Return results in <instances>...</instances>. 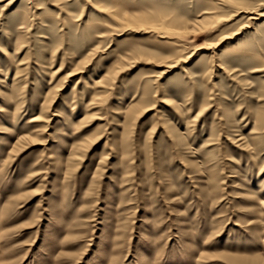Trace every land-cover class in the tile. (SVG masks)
<instances>
[{
    "label": "rangeland",
    "instance_id": "374dc122",
    "mask_svg": "<svg viewBox=\"0 0 264 264\" xmlns=\"http://www.w3.org/2000/svg\"><path fill=\"white\" fill-rule=\"evenodd\" d=\"M214 2L0 0V264H264V0Z\"/></svg>",
    "mask_w": 264,
    "mask_h": 264
},
{
    "label": "bare ground",
    "instance_id": "6f19581e",
    "mask_svg": "<svg viewBox=\"0 0 264 264\" xmlns=\"http://www.w3.org/2000/svg\"><path fill=\"white\" fill-rule=\"evenodd\" d=\"M215 0H202L203 2V6L199 9L200 13L198 15H195L193 18L189 19V20H186V19H183L182 17H180L178 14H173L171 16H168L169 18H167L166 20V25L163 26V31H166V32H170L171 34H186L187 32H196L197 30L201 29V28H204V26L208 23H212V22H215V18L217 17L216 14L215 15V11L217 9V5L218 3H215L214 2ZM216 5V6H215ZM241 12V11H240ZM244 12V11H243ZM249 12V11H248ZM142 15H145V16H148L150 17L151 19H156V18H164L166 16L165 13H163V15H160L159 14H150L149 12H143V13H138L137 15H134L132 13L129 14V18L131 19H135L136 17L140 18V16ZM248 15H251L248 20H250L251 22V19H255L252 15H255L254 12H249ZM257 15V14H256ZM113 16H116L115 14H113ZM166 16V17H167ZM121 19H119L122 23L124 21V18L123 16H120ZM137 19V18H136ZM141 19V18H140ZM119 21V22H120ZM126 21V20H125ZM151 21V20H150ZM253 21V20H252ZM151 23V22H150ZM148 24L149 26L145 27L146 29H155V27L152 25V24ZM157 27H161V26H157ZM233 36L236 35V34H232ZM91 55L88 56V58H90ZM182 58H186L184 56H181ZM168 58H176V61L177 59L179 58V56H177L176 54L175 55H169L165 58H163L162 60L164 61H161L162 63H165V61H167ZM129 58L128 57H123L122 58V61L123 64L121 65L120 69H122L124 67V63L128 60ZM116 73V72H115ZM76 73L72 72V74H69L68 76H74ZM108 74H105L102 78H100L101 80L97 81V85H100L102 83V81H106V79L108 78ZM50 98L51 99H47L45 100V102L43 103V106H42V111H40V114L39 116H37L36 120H40L43 119L44 117H46V115L44 113H46L51 104L53 103L54 99H55V96H54V92H50ZM101 100V96H98L97 94H95V97L93 98V101H95V103H98L99 101ZM138 104H132L129 108V113L128 115H132L134 113H136L139 109H138ZM43 117V118H42ZM137 117V116H136ZM39 131H42V130H36V137L35 138H32V136L28 135V134H23L21 136L18 137V139L14 142L13 144V149L11 151V153H19L21 151H23L26 147L27 144L29 143H34L36 141H38V136L40 134ZM91 140V141H90ZM94 141L93 138L91 137H87V138H82L80 139L79 141H77L73 147H72V153H71V156L69 158V161L73 162L74 163V167L77 165L75 162L77 160H79L83 155H84V152L90 147L91 145V142ZM94 144V143H92Z\"/></svg>",
    "mask_w": 264,
    "mask_h": 264
},
{
    "label": "snow or ice",
    "instance_id": "6c2138e0",
    "mask_svg": "<svg viewBox=\"0 0 264 264\" xmlns=\"http://www.w3.org/2000/svg\"><path fill=\"white\" fill-rule=\"evenodd\" d=\"M12 2V0H10V3Z\"/></svg>",
    "mask_w": 264,
    "mask_h": 264
}]
</instances>
